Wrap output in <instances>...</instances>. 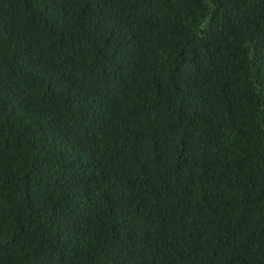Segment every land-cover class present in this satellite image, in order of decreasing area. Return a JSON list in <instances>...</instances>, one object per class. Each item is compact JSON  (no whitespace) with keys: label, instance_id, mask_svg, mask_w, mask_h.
<instances>
[{"label":"trees","instance_id":"obj_1","mask_svg":"<svg viewBox=\"0 0 264 264\" xmlns=\"http://www.w3.org/2000/svg\"><path fill=\"white\" fill-rule=\"evenodd\" d=\"M0 264H264V0H0Z\"/></svg>","mask_w":264,"mask_h":264}]
</instances>
